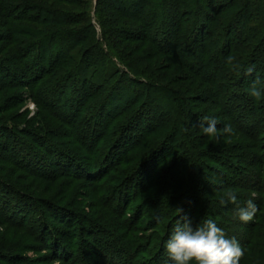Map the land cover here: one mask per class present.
Wrapping results in <instances>:
<instances>
[{
    "label": "rangeland",
    "instance_id": "1",
    "mask_svg": "<svg viewBox=\"0 0 264 264\" xmlns=\"http://www.w3.org/2000/svg\"><path fill=\"white\" fill-rule=\"evenodd\" d=\"M207 2L0 0V264H167L177 209L264 255V0Z\"/></svg>",
    "mask_w": 264,
    "mask_h": 264
},
{
    "label": "clouds",
    "instance_id": "2",
    "mask_svg": "<svg viewBox=\"0 0 264 264\" xmlns=\"http://www.w3.org/2000/svg\"><path fill=\"white\" fill-rule=\"evenodd\" d=\"M248 94L256 101H264V88L257 87L255 82ZM203 121L201 131L210 140H218L220 131L227 135L234 132L231 124L218 130L220 121L215 117L205 116ZM227 197L228 203L237 205L235 217L239 221L247 223L253 219L256 205L251 199L239 206L235 192H229ZM176 211L180 218L163 245L168 264H239L243 254L239 242L229 237L214 219L207 218L194 224L193 220L181 216L182 209Z\"/></svg>",
    "mask_w": 264,
    "mask_h": 264
},
{
    "label": "trees",
    "instance_id": "3",
    "mask_svg": "<svg viewBox=\"0 0 264 264\" xmlns=\"http://www.w3.org/2000/svg\"><path fill=\"white\" fill-rule=\"evenodd\" d=\"M222 1H223V3L225 4V6L227 5V4H229V2L231 1H234V2H237V1H240V0H227V1H225L224 2V0H220V4L222 3ZM211 3L212 4H214L215 6L213 7L214 9H213V11H215V12H218L219 11V8L220 7H222L223 5V3L220 5L219 4V1L218 0H208V2H207V8H209V9H212V6H211ZM217 4V5H216ZM220 5V6H219ZM246 9V8H245ZM244 9V10H245ZM206 17H204V18H208L209 17V15H205ZM44 52V50L42 51V53ZM43 58H44V56H42V54H41V64H43V65H40V67H41V69H43L44 67H45V64H44V60H43ZM33 60V59H32ZM78 71H79V73H80V79L82 78V81L83 80H85V75H87V72L86 73H84V71L82 70V67L81 68H79L78 67ZM39 74V73H38ZM69 75H72V72H69L68 73ZM111 74H112V72H110V73H107L104 77L106 78V79H108L109 77H111ZM61 78V77H60ZM125 78H127V77H125ZM131 82V81H130ZM119 83V82H118ZM132 83V82H131ZM140 84H143V85H145L144 86V88L145 89H149V87H148V85L147 84H145V83H140ZM126 85V84H125ZM86 86V85H85ZM90 88V86L88 87V86H86V87H84L83 86V88H82V90H84L83 92H87L88 91V89ZM129 88L130 87H122L121 89H119V94H118V96H115V98H116V100H117V102H114V101H110V104H109V101H108V103L106 102L105 104H109V106H108V110H106V114H107V117H109L110 116V118H115L116 116H119V115H124L125 114V112L127 111H129V108H132V106L136 103V97L135 96H133L132 94H130V90H129ZM87 91H86V90ZM95 89V88H94ZM153 90V89H152ZM107 93V92H106ZM103 95L105 94L104 92L102 93ZM244 96V95H243ZM103 97V96H102ZM245 97V96H244ZM151 98V97H150ZM135 101V102H134ZM143 102H144V100H143ZM141 103L142 105L146 102V100H145V102L144 103ZM141 104H140V106H141ZM106 106V105H105ZM139 106V107H140ZM124 113V114H123ZM137 113H139V111H137L136 112V114ZM130 119V117H127V119ZM129 119H128V121H126L125 122V120H123L122 121V125L123 124H125V123H127V122H129ZM28 138V137H27ZM91 139V138H90ZM33 146L34 145H31L30 144V147H29V149L31 150V148H33ZM58 146V145H57ZM59 147V146H58ZM35 148V147H34ZM28 149V150H29ZM59 149L63 152V153H65V149L63 148L62 149V147L60 148L59 147ZM36 150V149H35ZM32 151V150H31ZM67 152V151H66ZM95 162H97L96 164H94L93 162V164L94 165H92L93 167H97L98 165H99V162L100 161H95ZM102 162V161H101ZM98 164V165H97ZM107 164V163H106ZM96 165V166H95ZM107 169V168H106ZM44 177H46V176H44ZM0 183L1 184H5V183H8V182H6L5 180L3 181V179H0ZM259 181H257V183H258ZM121 184H122V182H121ZM259 203H260V205H261V209H262V205H263V208H264V199L263 200H259ZM166 220V219H165ZM166 222V221H165ZM256 224V223H255ZM264 227V224H261L260 226H258L257 224L254 226H252V230L253 231H251V235L254 237V238H258V239H262V240H264V232H262V228ZM262 229V230H261ZM250 240V239H249ZM249 244V243H248ZM247 244V240H246V243H245V245H244V247H243V251H242V256L240 257V260H239V264H245V263H247V262H251V261H256L258 264H264V255H252V253H254L255 254V252L257 253V248L255 249L254 247H253V244H250V246ZM126 246H129V248H130V244L129 245H126ZM120 260V259H119ZM158 260L159 259H157V261H156V264H159L158 263ZM160 260H161V258H160ZM165 261V258L162 256V261H161V263L160 264H165V263H163ZM126 262L128 263V261L126 260ZM126 262H123L122 261V259H121V264H127ZM167 264H168V262H166ZM110 264H114L113 263V261L112 260H110Z\"/></svg>",
    "mask_w": 264,
    "mask_h": 264
}]
</instances>
